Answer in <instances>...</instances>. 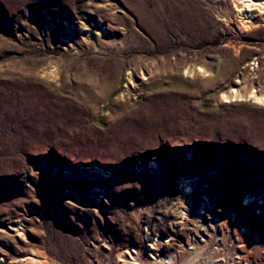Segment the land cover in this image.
<instances>
[{
    "label": "rangeland",
    "instance_id": "1",
    "mask_svg": "<svg viewBox=\"0 0 264 264\" xmlns=\"http://www.w3.org/2000/svg\"><path fill=\"white\" fill-rule=\"evenodd\" d=\"M233 5L0 0V262L264 264V19Z\"/></svg>",
    "mask_w": 264,
    "mask_h": 264
},
{
    "label": "bare ground",
    "instance_id": "2",
    "mask_svg": "<svg viewBox=\"0 0 264 264\" xmlns=\"http://www.w3.org/2000/svg\"><path fill=\"white\" fill-rule=\"evenodd\" d=\"M232 1L234 3L233 8L239 16H243L247 13H250L249 19H247L248 17H246V19L244 17L245 21L241 23V27H243V28L247 27L248 28L254 24L253 21H254L255 17L252 16L253 11L258 12L259 13L258 16H260L261 19H264V0H232ZM80 26L82 27L83 25L80 24ZM242 95H243L242 88H240L239 85H236V86L232 87L223 98L235 101V99H240L242 97ZM244 95L246 97L248 96V99L252 100L254 103L264 104V103L259 102L261 100H264V97L261 95H258L257 92L254 90L245 92ZM179 185H180V189H181V195L183 197L186 194H190L192 188L189 185V181L180 180ZM187 210L190 211V209H187ZM151 246L153 247V244H151ZM151 246H150V248H151ZM125 255L130 256L128 258V261L133 260L134 263H136L135 260L133 259L132 255H131L130 250L121 251V256L119 257V255H118L117 262L118 263L120 262V264L126 263L127 261L125 260V257H124ZM152 258L155 259L154 256H152ZM0 264H4V263L0 262Z\"/></svg>",
    "mask_w": 264,
    "mask_h": 264
},
{
    "label": "snow or ice",
    "instance_id": "3",
    "mask_svg": "<svg viewBox=\"0 0 264 264\" xmlns=\"http://www.w3.org/2000/svg\"><path fill=\"white\" fill-rule=\"evenodd\" d=\"M260 103H264V100L259 101Z\"/></svg>",
    "mask_w": 264,
    "mask_h": 264
}]
</instances>
